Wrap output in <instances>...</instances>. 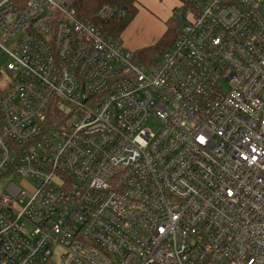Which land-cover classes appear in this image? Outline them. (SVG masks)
<instances>
[{
    "label": "built area",
    "instance_id": "1",
    "mask_svg": "<svg viewBox=\"0 0 264 264\" xmlns=\"http://www.w3.org/2000/svg\"><path fill=\"white\" fill-rule=\"evenodd\" d=\"M76 1L0 0V264H264V0H177L148 65Z\"/></svg>",
    "mask_w": 264,
    "mask_h": 264
},
{
    "label": "trees",
    "instance_id": "2",
    "mask_svg": "<svg viewBox=\"0 0 264 264\" xmlns=\"http://www.w3.org/2000/svg\"><path fill=\"white\" fill-rule=\"evenodd\" d=\"M103 3L109 4L114 11L113 16L103 22V33L117 39L136 15L137 10L134 0H77L74 9L79 18L91 21L95 11ZM178 25L177 17L172 15L166 23V31L160 40L153 46L133 53L135 58L144 65L157 60L173 44Z\"/></svg>",
    "mask_w": 264,
    "mask_h": 264
},
{
    "label": "crops",
    "instance_id": "3",
    "mask_svg": "<svg viewBox=\"0 0 264 264\" xmlns=\"http://www.w3.org/2000/svg\"><path fill=\"white\" fill-rule=\"evenodd\" d=\"M134 3L136 15L119 39L126 50L136 53L160 40L177 0H134Z\"/></svg>",
    "mask_w": 264,
    "mask_h": 264
},
{
    "label": "rangeland",
    "instance_id": "4",
    "mask_svg": "<svg viewBox=\"0 0 264 264\" xmlns=\"http://www.w3.org/2000/svg\"><path fill=\"white\" fill-rule=\"evenodd\" d=\"M179 6H180V3H179V1H177V6L175 7V9H177ZM175 9L172 11V15L174 14L173 12L175 11ZM1 34L2 33L0 31V36H1ZM11 40H12V37H10L7 42H4L2 44V47L5 48L6 50H10L12 47ZM7 62H9L8 56L3 51V49L0 48V89L5 88V85H3L4 79H5V77H4L5 71L3 68ZM146 126L148 127L149 130L155 132L158 129V122L155 119H149L146 123ZM10 182H13L14 184H16L18 186H21L22 178L17 177V176H13V177L8 176V177L1 179L0 180V193H2L6 189V187L10 184ZM53 259L56 263L59 262L58 255L54 256Z\"/></svg>",
    "mask_w": 264,
    "mask_h": 264
}]
</instances>
